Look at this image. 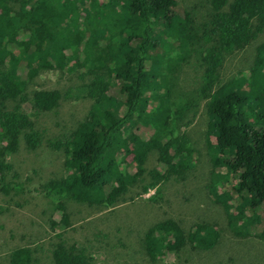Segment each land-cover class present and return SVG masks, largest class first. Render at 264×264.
Here are the masks:
<instances>
[{"label":"trees","instance_id":"trees-1","mask_svg":"<svg viewBox=\"0 0 264 264\" xmlns=\"http://www.w3.org/2000/svg\"><path fill=\"white\" fill-rule=\"evenodd\" d=\"M106 1L107 8L97 0H0V139H7V145L0 147V185L14 189L20 185L23 172L7 179L3 174L13 168L15 162L7 157L21 139L27 151L42 154L39 149L45 139L33 118L43 112L57 113L61 99H79L83 94L81 113L70 115L71 128L74 119L78 120L69 134L63 140H47L55 151L51 159L58 160L61 150L66 153L63 168L53 169L55 182L45 184L55 206L64 208L62 200L69 196L84 211L93 205L97 210L105 207L100 212L104 216L114 203L141 209L139 196L150 189L154 194L147 201L169 203L174 193L165 185L170 182L178 186L175 195L181 205L184 199L196 202L205 195L219 204L223 212L216 217L234 236H249L257 226H262L260 234H264V0H201L185 10L178 0ZM86 2L89 11L84 10ZM80 4L88 17L76 26ZM252 43L253 57L244 59L224 79L226 59ZM64 46L76 54L62 59ZM76 57L87 62L93 75L77 92L63 97L56 90L28 89L42 69L71 70ZM147 57L151 59L146 69ZM189 63V71L181 74L188 91L172 101L175 76ZM120 79V93L113 95L109 85ZM207 98V121L197 120L205 131H181L197 119L198 107ZM151 100L155 108L148 112ZM201 134L204 147L200 146ZM200 147L208 159L197 157L193 162L192 154H199L196 148ZM149 155L157 156L159 166L147 170ZM208 162L214 170L203 174L206 181L196 192L193 177L202 176L197 166ZM133 163L137 171L130 177ZM143 174L148 182L138 192L135 182L127 180ZM231 177H236L235 186ZM198 202L197 211L202 214L195 216L189 228L183 226L181 217L152 221L142 241L151 261L169 252H182V261L189 264L196 255L185 257L187 246L188 256L200 255L196 264H203L204 255H212L204 252L220 243L225 228L216 229L215 214ZM248 209L251 212L245 214ZM95 217L86 228L77 229L63 214L58 225L70 226L77 243L62 239L51 245L48 258L52 264H93L95 255L87 253L84 245L91 237L96 240L95 254L107 256L100 258L105 261L102 264L125 256L120 238L112 248L109 233L95 232L115 229L119 235L121 228L114 219ZM54 225L52 229L57 230ZM76 232L81 234L79 239ZM87 234L90 238L82 243ZM152 241L157 246L154 249L146 245ZM21 252L10 254V264H40L34 249Z\"/></svg>","mask_w":264,"mask_h":264},{"label":"rangeland","instance_id":"rangeland-1","mask_svg":"<svg viewBox=\"0 0 264 264\" xmlns=\"http://www.w3.org/2000/svg\"><path fill=\"white\" fill-rule=\"evenodd\" d=\"M200 1L201 0H178L177 4L182 7L183 10H185L194 4H199ZM97 3L103 8L108 7L106 0H97ZM81 7L82 5L80 4L77 8L78 19L74 24L76 26H78V24L83 25L84 23L82 20L85 22L88 17H86L87 14L84 12V10L89 11L88 3L86 2L84 5V10ZM84 31L85 34L88 35V30ZM51 34L53 35V31H51ZM259 39H263V35ZM70 53V49L67 46H64L61 54V56L63 55L62 59L66 60ZM73 54H76V52L74 51ZM253 55L254 44L252 43L244 50L236 52L233 56L228 57L222 70L224 71V79L228 78L232 73H234L236 68L241 65L244 59L252 58ZM192 56L193 55H191L189 62H191L193 59ZM146 59H148L146 62L147 69L149 67V61L151 57H147ZM71 65L73 68L71 70L65 71L62 76L55 68H49L48 70L42 69V72L33 77L29 82L28 89L35 88L43 90H56L61 92L63 97H65V95L68 93L77 92L81 88L82 84L91 79L93 75L90 72V66H88L87 62L81 57L73 58L72 62L70 63V66ZM189 65L190 63L187 65L184 64L181 68V73L175 76L174 87H171L172 92L170 99L172 101L179 100L183 93L188 91V87L183 81L184 77L181 76V74L184 71H189ZM113 82L115 84V89L117 90L121 88L123 83L122 79L113 80ZM164 84L166 83H163L162 85ZM109 90L113 95L118 94V92L112 89V87H110ZM83 96V94L80 95L79 99L62 97L63 99L60 101L59 112L56 113L55 110L54 112L44 113L42 111L43 113L33 118L35 127L42 131V137L45 139L39 149L42 154L34 156L31 152L27 155V157H25L24 161L23 155L20 156L22 163H20L19 166L23 167L19 173L23 172L24 174L20 178V185L17 189L11 187L7 193H5L0 188V259L2 260L0 263L9 264L10 254L13 251L22 254V249H27L25 247L27 246L28 248L34 249L33 255L40 257V264H52L51 257L48 258V250L50 249V246L56 244L58 240L62 239L66 240L68 244L76 242L73 238L71 227H75L77 229L79 227L86 228L91 219L96 216L95 218L98 217V219H102L103 217L114 219L117 225L121 228L119 235L115 229L108 231L100 228L95 231L98 232L103 230L104 232L109 233V235H111L110 244L112 245V248H114L117 243L119 244L118 238L121 240L120 245L125 256L114 258L108 262L109 264H123L129 260L131 264H186L185 261H182V258H184L182 252H169L164 256V258H157L154 261H151L150 258H148V256L145 254L143 248L142 241L145 242L144 233L154 224L152 222L153 220L161 221L171 216L181 217L183 226L185 228H189L196 221L195 216L202 214V212L197 211V201H200L198 202L200 203V206L206 207L209 212L215 214L216 220L213 218L211 219L217 222V225H215L216 229L225 228L226 224L216 217V214L222 215V207L219 204L213 203L206 195L200 197L201 200L194 199L196 202H188L184 199V204L181 205L179 204L180 202L175 195V191L178 189V186L168 182V185H165V187L170 192L174 193V197L169 200V203H165L163 200H160L156 203H150L147 201V199L154 194V190L150 189L148 193H145L143 196H139L141 199V209L134 210V207L129 203H114L111 207H108L109 212L105 214L106 216H104V214L100 212L106 211L105 207L97 210V206L93 205V207H89L90 210L87 209L84 211V209L79 206V203L74 201L69 196H66V198L62 200L64 203V208L61 209L60 207L56 206L55 209H52V205H50L49 200L51 199V196L48 195L45 189V184L48 182H55L53 180L55 178H52L54 176L53 169L61 167L63 168L64 157L66 156V153L61 150L60 158L55 162V164L47 168L51 160V154L55 152L52 151V148L49 146L47 140L53 141L54 137H59L61 140H63L64 136L69 134L70 129L74 127L78 120V118L74 119L73 126L71 128L70 115L72 113L78 117V115L81 113L80 111L82 109L80 108V102L83 101ZM209 100V98L202 100L200 106L198 107L199 114L197 119L190 123L188 128H184L183 126L181 131H189L190 133L193 131L201 132V130L203 133L205 131L203 127L205 125L200 124L202 127L199 126L197 120H200V122L207 121V116L204 113L207 110L206 105ZM149 105L150 108L148 107V112L155 108V104H153L152 100L150 101ZM142 133L143 135H146L143 139L147 138V133L145 131ZM203 139V134H201L199 137V140H201V147H204ZM20 141L22 143L23 140L21 139ZM1 142H3V140ZM1 142L0 147L2 145ZM136 146V144H133L132 147ZM201 147L196 148L198 149L199 154H192L193 162H196L197 157L199 159L202 157L208 159ZM158 166L159 160L157 156L149 155L146 169L150 170L152 167ZM132 167L133 168H131L132 171L130 172V177H132L137 171L134 163L132 164ZM197 168L199 172H201L202 176L199 175L197 179L195 176L193 177V181L196 185L193 186L192 189L196 190V192L201 189L199 184L206 181V177L203 176V174L209 172V169L214 170V168H212L211 162L202 164V166L198 165ZM215 170H218V167H216ZM64 171L68 172L70 169H64ZM6 174L7 173H4L3 177H6V179L10 177L12 178L11 174ZM235 178L236 177H231L229 180L234 186L237 183L234 181ZM189 179H191V177L188 178V182L190 181ZM127 181L135 182L133 185L134 190L139 192V186L148 182V177H146L145 174L137 175L134 181L129 179ZM93 197L95 198L94 195ZM95 200L97 199L95 198ZM54 203L56 204V201H54ZM92 208L95 210V212L92 211ZM182 210H184L185 214H182ZM249 212H251V209H248L245 214H249ZM64 213L69 218V220L67 219V222L71 227H66L63 224L58 225L61 223L60 219ZM109 213L110 215H108ZM82 219L84 220L80 221ZM87 219L89 220L87 221ZM141 219H144L143 223H140ZM73 220L78 222L71 225L70 222ZM52 223L55 224L54 226L58 227L57 230L52 229ZM107 227L110 226L108 225ZM225 229L221 234L222 237L220 238V243L218 241V243L213 245L211 249H208L206 252H204V254L210 252L212 255L203 254V264H264V234H260L262 232V226L253 227V232H251L249 236L245 237L234 236L231 230L227 228ZM80 235V233L76 232L75 238L79 239ZM89 238L90 235L87 234L82 239V243H85ZM84 245L86 247L87 253L95 255L93 264H102L105 262L100 259L106 256L104 253L99 252L98 255L95 254V251L98 249L96 248L97 245L94 237H91ZM146 245L150 246L151 249L157 247L153 241ZM187 247L189 249V254L190 247ZM131 249H133L132 252H130ZM116 250L117 249H115V251ZM213 252L217 253L221 257L216 258L213 255ZM188 254L185 257H193L196 255L192 260L194 261L193 264H196V262L199 261L200 255L193 253V255L188 256ZM212 256L213 261L211 262ZM178 261L182 262L178 263ZM192 261H190L189 264H191Z\"/></svg>","mask_w":264,"mask_h":264},{"label":"clouds","instance_id":"clouds-1","mask_svg":"<svg viewBox=\"0 0 264 264\" xmlns=\"http://www.w3.org/2000/svg\"><path fill=\"white\" fill-rule=\"evenodd\" d=\"M197 9L200 11L199 6L197 7ZM70 51H71V50H70ZM73 52H74V51H71L70 55H69L67 58H69L70 56L73 57ZM52 65H53V64H52ZM41 72H42V71H41ZM58 72L60 73L61 76H62V74L64 73V72H60L59 70H58ZM182 75H183V73H182ZM183 76H184V75H183ZM110 87H112V89H114V90H115L116 92H118V93H119V91H120L121 88H122V86H121L120 89H118V90L115 89V84H114V82H111V83H110V85H109V89H110ZM2 140H3V142H1ZM0 142L2 143L1 146L7 145V139H6V138H2V139H0ZM29 151H30V150H29ZM29 151L26 150V148H25V146H24V141H22V143H21V141H19V146L13 150V153H12L10 156L7 157V158H9L11 161H14L15 163H14L13 168H12L10 171L6 172V173H7L6 175H10V174L12 175V173H19V171L22 170L21 168H22L23 166H19V164L22 163V162H21V159H20V156L23 155V161H24V160H25V157H27V155H28L29 153H31V151H30V152H29ZM56 161H57V160H55V159H51L50 162H49V164H48V166H47V168H48L49 166L55 164ZM12 171H13V172H12ZM11 172H12V173H11ZM0 173H1V172H0ZM0 188H1L5 193H7V192L11 189V187H7V186H3V185H1ZM50 198H51V199H49V200H50V205H52V209H55L56 206H55V203H54V198H53V197H50ZM25 247H27V246H25ZM27 248H28V247H27ZM9 264H10V258H9Z\"/></svg>","mask_w":264,"mask_h":264}]
</instances>
